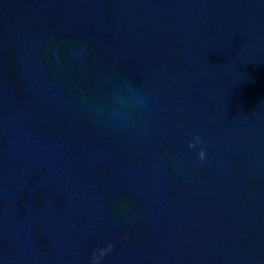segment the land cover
Listing matches in <instances>:
<instances>
[{
    "label": "water",
    "instance_id": "1",
    "mask_svg": "<svg viewBox=\"0 0 264 264\" xmlns=\"http://www.w3.org/2000/svg\"><path fill=\"white\" fill-rule=\"evenodd\" d=\"M219 264H264V0H245L243 10Z\"/></svg>",
    "mask_w": 264,
    "mask_h": 264
},
{
    "label": "clouds",
    "instance_id": "2",
    "mask_svg": "<svg viewBox=\"0 0 264 264\" xmlns=\"http://www.w3.org/2000/svg\"><path fill=\"white\" fill-rule=\"evenodd\" d=\"M197 142H200L199 141V138H197ZM194 145H189V147H193ZM199 158H200V160L202 161V160H204V158H205V153L203 152V151H201L200 152V154H199ZM112 245L111 244H109L108 245V251H111V249H112ZM96 255L95 254H93V258H92V264H96Z\"/></svg>",
    "mask_w": 264,
    "mask_h": 264
}]
</instances>
